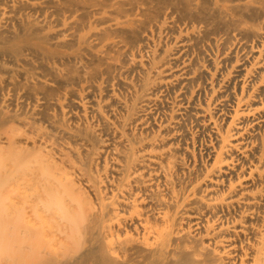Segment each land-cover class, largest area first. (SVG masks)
<instances>
[{
  "label": "bare ground",
  "instance_id": "bare-ground-1",
  "mask_svg": "<svg viewBox=\"0 0 264 264\" xmlns=\"http://www.w3.org/2000/svg\"><path fill=\"white\" fill-rule=\"evenodd\" d=\"M234 43L252 55L234 77L264 63V0H0V186L24 189L0 201L22 224L0 211L5 245L22 231L32 260L68 264L94 234L115 264H264V91L203 65L242 61ZM188 123L207 164L184 162Z\"/></svg>",
  "mask_w": 264,
  "mask_h": 264
},
{
  "label": "rangeland",
  "instance_id": "rangeland-1",
  "mask_svg": "<svg viewBox=\"0 0 264 264\" xmlns=\"http://www.w3.org/2000/svg\"><path fill=\"white\" fill-rule=\"evenodd\" d=\"M25 38H27V37H25ZM32 40H36L35 38L34 39H31V41ZM162 41H164V39L162 40ZM165 43H161V45H164ZM232 50H233V53L232 54H234V56H236L237 58H241L242 59V61H238V62H234L233 63V67H230V63H226V64H223V61H222V58H221V56H219V54H217V57H216V59H217V64H216V66L214 67V64H211V62H205V63H203V65H204V69L206 70V72H208L210 75H212V79H216V80H218L220 83H221V85H223V86H225V87H228V90L230 89V90H233V91H237L238 90V92H239V89H240V85H242V86H244V89L245 90H250L249 92H250V94L252 95V94H255L257 91H259V92H261V91H264V63L260 66V65H253V66H250V67H248V69L250 70V72L248 73V74H246L244 77L243 76H240V77H234V74H233V70L234 69H236V67L238 66V65H240L241 64V62H244L245 64H249V62H251V58H252V55H251V53H244V54H246V55H243V53H242V51H240V50H237L238 49V44L237 43H234L232 46ZM236 51V52H235ZM243 55V56H242ZM215 58V57H214ZM230 60H228L227 62H229ZM246 68H247V66H246ZM259 73V77H258V79L255 81V77H256V74H258ZM237 78V79H236ZM236 80V81H235ZM219 92L218 91H216V93H215V95H214V98H215V96H216V98L217 97H219ZM225 99V97H222V98H220V99H211V101H210V110H211V112H213L214 113V115H213V120L215 121V123H216V127L218 128V127H222L224 124H225V121L224 120H222V115H223V113H224V110H222V111H219L220 109H221V104H223V100ZM155 116V115H154ZM158 117H159V115H156L155 116V118H157L158 119ZM89 118V117H88ZM88 122L90 123V124H94L95 123V119H89L88 120ZM157 122V121H156ZM207 123V122H206ZM73 130V129H72ZM155 130V129H154ZM155 133H153L154 135H156V131H154ZM186 132H187V135H188V140H187V145L185 146L186 147V150L189 152V157H187L186 155L184 156V162H185V164L186 165H188V164H190V168L192 167V165H194V164H197V163H201V164H207V163H209V158H208V156H207V153H208V150H211L212 148V146H213V144H214V139H213V136L211 135V132H209V131H207V130H203L202 128H200V127H197L196 125H194L193 123H188V125H187V128H186ZM152 135V132L150 131V133H149V136H151ZM259 138L257 139V141L255 142V141H253V145H255V143H259L260 141H261V139H262V141H263V146H264V130L263 129H261V130H258V135H257ZM253 145H250V147H249V149H252L253 148ZM193 156H194V160H195V162L193 161ZM190 162V163H189ZM101 164H103V163H100V165ZM100 167V166H99ZM191 170H193V169H191ZM103 173V170L102 169H100V174H102ZM182 178H183V175L181 176ZM184 178H187V177H184ZM193 179V178H192ZM188 180H191V179H188ZM183 182H185V181H183ZM254 190V189H253ZM23 193H24V189L22 188V187H15V188H12V189H9V188H7L6 187V183H3V185L1 184V186H0V201L1 202H6L7 203V201H14V200H18V199H20L22 196H23ZM15 210H17V209H15ZM19 210V209H18ZM0 211H2V214L4 215V220L7 222V223H1L3 226H4V228H6V233H7V230L10 228L11 229V227L13 226H10L11 224H9V221H8V219L10 220V222H13V223H17V225H20L18 228V230L17 231H19V230H22V224H21V219L19 220L18 218H17V216H18V214L16 213L17 211H15V213H14V210L12 211L13 212V216H15L14 214H17V216L15 217V218H17L18 220H19V222H17L16 221V219L14 218H12V217H10V213L7 211V210H5L3 207H1L0 206ZM7 211V212H6ZM11 211V210H10ZM19 213V212H18ZM22 212H21V210H20V214H21ZM253 213H255V212H253ZM19 214V215H20ZM11 215H12V213H11ZM22 215V214H21ZM21 215H20V217H21ZM256 215H258V216H261V215H263L264 216V208L262 209V211H260L259 212V214H256ZM0 216H1V214H0ZM1 217H3V216H1ZM253 217H254V214H253ZM6 218V219H5ZM0 221H1V219H0ZM3 221V220H2ZM5 221H3V222H5ZM252 222H253V224L255 223V222H259V221H256L254 218H253V220H252ZM220 223V222H219ZM218 223V224H219ZM223 223H225V220L223 219ZM8 224V226H9V228L7 227V226H5V225H7ZM16 225V224H15ZM17 225H16V227H17ZM14 227V226H13ZM1 228V227H0ZM4 228L3 229H0V231H1V233H3V234H5L4 233V231H2V230H4ZM15 229V228H14ZM33 229V228H32ZM12 231H13V229H12ZM12 231H11V233H9L8 235H13L12 234ZM32 231V235H33V230H31ZM13 233H14V231H13ZM21 233H22V231H21ZM20 233V235H23V234H21ZM6 235V234H5ZM7 235V236H8ZM10 235V236H11ZM14 235H15V233H14ZM20 235H17L16 236V238H17V241H16V238H15V240H13V242L15 241L16 243H13V245H9V243L11 242V240L9 241V243H8V245H5V242H3L4 241V237H3V235L1 234V236L3 237V239L2 238H0V261H2V263L1 264H30V261L29 260H32V254H34L35 252H33L32 254L30 253H27V251H26V253L25 252H23V250H24V245H23V247H22V245H21V243H20V241H21V236ZM93 235V238L91 237V240L93 239V241H89V243H88V246H87V249H84L85 251H83L84 252V254L86 253V255H84L82 252H81V254H78V255H82L81 257H78V255L75 257V259L74 258H72V259H74V260H71V258L70 259H67L66 261H67V263L68 264H110V263H114V262H112V260L110 259V258H108V257H106V256H104V257H102V260H101V248H99L100 247V245H97V243L99 244V241H97V239L95 238L94 239V236L95 237H98L97 235H94V234H92ZM6 236V237H7ZM9 236V238H8V240L9 239H12L11 237ZM20 238H19V237ZM34 236V235H33ZM23 237V236H22ZM32 236H30V237H28V238H31ZM35 237V236H34ZM20 239V240H19ZM23 239V238H22ZM33 240H34V238H32ZM25 240V239H24ZM24 240H23V243H24ZM29 239H27V242H26V244H28V245H31V242H32V240H31V242H30V240L28 241ZM6 241V240H5ZM95 241H97V243L95 242ZM7 242V241H6ZM29 242H30V244H29ZM34 242V241H33ZM43 243L45 246L44 247H51L50 245L54 242V241H51V239L50 238H46V241L45 240H43L42 239V241H39V243ZM35 243V244H34ZM34 243H32V246H33V244H34V246L36 245V244H38L37 242H34ZM11 244V243H10ZM25 244V245H26ZM25 246V249L26 248H28L29 249V247L30 246ZM39 245V244H38ZM38 245H36V246H38ZM90 245H92L91 247H90ZM31 246V247H32ZM97 246V247H96ZM8 247V248H7ZM30 247V248H31ZM43 247V248H44ZM97 249H96V248ZM33 248V247H32ZM91 248V251L89 250ZM27 249V250H28ZM34 249L35 250H37L36 249V247H34ZM94 249V250H93ZM31 250V249H30ZM93 250V251H92ZM99 251L101 252V253H99ZM89 252V253H88ZM91 253V254H90ZM93 253H95V255H94V257H95V259H94V257H92V255H93ZM100 254V255H97V254ZM89 254H90V256H89ZM35 255V254H34ZM84 255V256H83ZM98 256V257H97ZM27 257V258H26ZM31 257V258H30ZM96 261H92L91 259L92 258ZM97 257V258H96ZM34 259L32 260L34 263H31V264H35V261H36V264H40V262H38L37 263V261H41V260H38L37 259V257H33ZM37 260H36V259ZM44 258H46V259H44ZM87 258H89V259H87ZM100 258V259H99ZM106 258H108V261L106 260ZM29 259V260H28ZM82 259H83V261H82ZM97 259V260H96ZM103 259H105V260H103ZM111 260V262H110V260ZM48 260H50V263H49V261ZM69 260H71V262L69 261ZM48 261V262H47ZM65 261V260H64ZM65 261V262H66ZM87 261H89V262H87ZM91 261V262H90ZM45 262V263H44ZM57 262H60V264L63 262H61V261H57ZM57 262H55V261H53L52 259H50L49 257L47 258V257H43L42 258V261H41V263L42 264H53V263H57ZM92 262H94V263H92ZM58 264V263H57ZM62 264H64V263H62ZM66 264V263H65ZM115 264V263H114ZM117 264V263H116Z\"/></svg>",
  "mask_w": 264,
  "mask_h": 264
}]
</instances>
